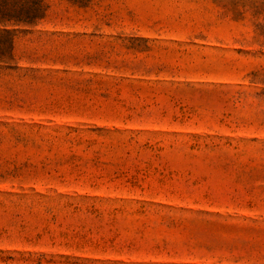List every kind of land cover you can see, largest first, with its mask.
Masks as SVG:
<instances>
[{"label": "rangeland", "instance_id": "374dc122", "mask_svg": "<svg viewBox=\"0 0 264 264\" xmlns=\"http://www.w3.org/2000/svg\"><path fill=\"white\" fill-rule=\"evenodd\" d=\"M39 15L0 25V264H264V0Z\"/></svg>", "mask_w": 264, "mask_h": 264}, {"label": "trees", "instance_id": "16d2710c", "mask_svg": "<svg viewBox=\"0 0 264 264\" xmlns=\"http://www.w3.org/2000/svg\"><path fill=\"white\" fill-rule=\"evenodd\" d=\"M22 4H11L9 0H0V25L6 23H31L39 18L42 0H21ZM19 5V8L16 7Z\"/></svg>", "mask_w": 264, "mask_h": 264}]
</instances>
